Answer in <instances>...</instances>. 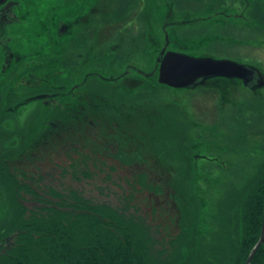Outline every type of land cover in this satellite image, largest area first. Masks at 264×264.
<instances>
[{
    "label": "rangeland",
    "instance_id": "rangeland-1",
    "mask_svg": "<svg viewBox=\"0 0 264 264\" xmlns=\"http://www.w3.org/2000/svg\"><path fill=\"white\" fill-rule=\"evenodd\" d=\"M73 2L30 1L40 11L33 15L41 16ZM85 2L93 13L72 25L88 27L78 29L82 40L74 46L65 43L70 37L58 50L38 47V36L9 40L15 55L31 53L27 62L35 68L24 70L0 56V172L9 168L43 194L68 188L64 197L71 203L126 207L159 241L154 248L163 244L167 264L171 254L174 264H232L243 254L228 247L243 236V199L255 189L264 196V82L251 89L242 81L255 70L264 80V0ZM167 52L242 67L218 64L216 71L183 74L185 85L170 89L159 80V58ZM128 64L149 74H137L132 88L143 89L133 93L117 77ZM199 152L212 160L199 161ZM3 187L0 176V192L9 190L14 203L15 189ZM263 216L242 264L261 236ZM190 230L185 261L182 253H188L178 245ZM200 251L206 254L199 258Z\"/></svg>",
    "mask_w": 264,
    "mask_h": 264
},
{
    "label": "trees",
    "instance_id": "trees-1",
    "mask_svg": "<svg viewBox=\"0 0 264 264\" xmlns=\"http://www.w3.org/2000/svg\"><path fill=\"white\" fill-rule=\"evenodd\" d=\"M35 30L36 34L41 36L44 27ZM28 35L30 39L33 36L27 32ZM39 43L44 45L43 42ZM38 50L39 48L36 52H39ZM141 89L143 86L127 90L133 93ZM6 168L4 173L0 172V176H3V186L6 189H15V197L12 203L13 195L10 193L8 196L9 190L3 195L4 190L1 189L0 238L2 240L3 236H10V240L6 239L0 243V264H167L161 258L165 251L163 244L161 250L154 248L155 243L159 241L150 235L145 224L130 215L132 213L126 212V207L103 203L93 209L86 201H83L82 205L78 199L71 203L70 199L67 200L69 197H64L69 194L68 188L65 187H52L49 192L43 194ZM21 189L27 190L24 199ZM70 191L72 193V189ZM252 191L254 193L245 195V204L240 208H244L245 212L241 219L243 236L237 237L236 241L228 246L232 252L230 254H233L237 247L243 248L242 257L232 264H242L260 229L264 196L262 197V191L258 189ZM49 194L51 196H48ZM191 232L195 233V230H190L189 233ZM190 237L193 238L192 234H188L187 238L185 236L186 243L183 246L178 245L185 249V253L189 252L187 244L190 243ZM178 238L181 243L183 237ZM198 241L197 246L202 247ZM197 253L199 258L206 254L202 251ZM188 256L190 258L189 253H182L185 261ZM172 257L174 255L171 254V264H174L176 258ZM230 257L232 256L227 255L226 262L230 261ZM250 264H264V239Z\"/></svg>",
    "mask_w": 264,
    "mask_h": 264
},
{
    "label": "flooded vegetation",
    "instance_id": "flooded-vegetation-1",
    "mask_svg": "<svg viewBox=\"0 0 264 264\" xmlns=\"http://www.w3.org/2000/svg\"><path fill=\"white\" fill-rule=\"evenodd\" d=\"M7 1L8 0H0V31L2 30V28L6 29L8 26H12L13 30H11L9 32L7 30H5V32H7L8 35H0V43H1L0 56L2 59H5V61L8 62L9 64H15V65L17 64V66L19 64H21L23 67L22 70H24L26 64L27 65L33 64L34 65L33 68H35V61H33L31 63L27 62V60H30V58H32L31 53H29V52L22 56L21 54L15 55L16 50L15 51L10 50V49L14 50V48H9L8 41L10 40L11 42H14L15 36L18 32L21 33L20 37L23 40L27 36V32H28V34L31 35V32L33 33V31L35 30L36 27H37V29L38 28L40 29L41 26H43L44 27L43 35L40 36L39 34H37L38 35V41L43 42L44 47H46V48H50L51 46L56 45L57 50H58V48L63 47L62 45L60 46V44H59V41L61 39L64 40L65 38L70 37V39H72V40H70V41L66 40L65 43L66 44L70 43L71 45L74 46L73 42H79V41H73V40H80V41L82 40V36L76 37L78 34L77 33L78 29H80V28L83 29L85 27L88 28L87 25L84 23L79 27L72 26L73 24H76L75 22H77V20H80V18L83 17V14L85 15V17L88 15L89 11H87V7L89 5L86 4L85 0H73L74 1L73 4L70 5L69 7L65 8V9H63V10L62 9H59V10L52 9L49 12H46L45 10H43V12L46 13L43 16H41V14L33 15V13H39L40 11L39 12L36 11V9H35L36 5H34V6L31 5V6L27 7V3H24V0L23 1L22 0H13V2H14L13 5H10V4L8 5ZM26 1L30 3L31 0H26ZM94 1H96V0H94ZM94 6L95 5L92 4L93 8H94ZM56 8H57V6H56ZM59 13H64L65 19H63L62 16L59 15ZM89 13H93V12L90 11ZM36 19L38 20V22ZM40 22H42V23L40 24ZM69 26H71L70 27L71 31L70 32L68 31V34L65 33L66 37L63 38L62 31L65 28H68ZM90 30H91V28H90ZM9 37H10V39H9ZM29 37L30 36L28 35L27 40H32V38L30 39ZM32 37H34V36H32ZM39 42H36L38 47L40 45ZM36 44L32 43L30 48L32 46L35 48H38ZM26 48L27 47L22 48L23 52L26 51ZM90 48L91 47H89V49ZM18 51H19V49H18ZM55 53H56V51L54 52V54ZM36 58H37V56H36ZM159 60L162 61L161 58H159ZM159 60L157 59L156 62L159 63ZM5 63H4V65H5ZM154 65H155V71H156L158 69V65L157 64H154ZM25 73H28V72L25 71L23 74H25ZM256 73H257V71L255 70L254 73L250 74L249 76L246 75V78H243V80H242L246 85L251 87V89L264 82V80H262V78L260 76H258V74H256ZM137 74H138V76L149 75V74L145 73L142 69H138V67H136L135 65H133V64L129 65L128 64L125 67V70L123 71V73H121V75L117 76L118 78L123 79V80L120 79L121 82L119 83V86L122 84H124V86H126L128 83V88L132 89V85H135L136 80L139 79ZM87 76H88V74H87ZM69 83H70V81L67 82V85ZM153 84H154V81L153 82L151 81L148 84V86L150 85L149 87L151 88L150 94H153L154 90H156L154 88ZM189 84H190V81L187 82V85H189ZM70 87L73 88L72 85ZM170 87H168V88H170V89L175 88L173 86H170ZM70 94H72L71 91L69 92V95ZM81 94L88 95L85 92H83ZM147 94L138 98V101L146 99L148 97ZM47 95H50V94H47ZM65 95L68 96V94H65ZM197 157L199 158V161H201V160L211 161L212 160L211 157H209L205 153L202 154V152H199Z\"/></svg>",
    "mask_w": 264,
    "mask_h": 264
},
{
    "label": "water",
    "instance_id": "water-1",
    "mask_svg": "<svg viewBox=\"0 0 264 264\" xmlns=\"http://www.w3.org/2000/svg\"><path fill=\"white\" fill-rule=\"evenodd\" d=\"M222 64V69L227 68L228 66L232 67H242L239 63L234 62L232 60H216L211 58H201V57H193L184 54L167 52L165 58L162 60L160 66V81H164L172 86H182L184 84L183 76L187 74H202L201 70H218L217 65ZM244 67V66H243ZM245 68V67H244ZM247 69V68H245ZM243 69V71L245 70ZM241 71V70H240ZM247 72V71H246ZM245 72V73H246ZM184 74V75H183ZM183 75V76H182ZM237 76H242V73L236 71ZM189 80V78L185 79ZM193 80V79H192ZM187 83V82H186ZM264 239V216H263V225L261 236L254 246L253 250L249 254L246 262L244 264H249L255 252L257 251L259 245L262 243Z\"/></svg>",
    "mask_w": 264,
    "mask_h": 264
},
{
    "label": "bare ground",
    "instance_id": "bare-ground-1",
    "mask_svg": "<svg viewBox=\"0 0 264 264\" xmlns=\"http://www.w3.org/2000/svg\"><path fill=\"white\" fill-rule=\"evenodd\" d=\"M23 1V0H22ZM8 3V5L10 4V5H13L14 4V2H13V0H8L7 1ZM24 3H27V7H29V6H31L32 5V3H29V2H27V1H25L24 0ZM42 27V26H41ZM5 30H7L8 32L9 31H11V30H13L12 29V26H8L6 29L5 28H2V30L0 31V35H8V33L7 32H5ZM20 34L21 33H17L16 34V36H15V40H17V41H21L22 40V38L20 37ZM33 35H34V37H36L37 36V34H36V30H34L33 31ZM0 46H1V43H0ZM212 59H214V57L213 56H210Z\"/></svg>",
    "mask_w": 264,
    "mask_h": 264
}]
</instances>
